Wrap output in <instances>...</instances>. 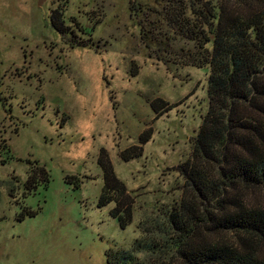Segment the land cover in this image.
<instances>
[{"label":"rangeland","instance_id":"obj_1","mask_svg":"<svg viewBox=\"0 0 264 264\" xmlns=\"http://www.w3.org/2000/svg\"><path fill=\"white\" fill-rule=\"evenodd\" d=\"M207 1L0 0V264H106L135 241L162 247L135 253L143 264H182L163 244L177 237L169 213L191 198L180 171L209 69L190 66L181 30L202 25L194 10ZM138 146L141 157L122 159ZM103 156L126 189L124 229L114 204L98 203Z\"/></svg>","mask_w":264,"mask_h":264},{"label":"trees","instance_id":"obj_2","mask_svg":"<svg viewBox=\"0 0 264 264\" xmlns=\"http://www.w3.org/2000/svg\"><path fill=\"white\" fill-rule=\"evenodd\" d=\"M194 13L202 25L182 23L181 31L194 43L190 66L209 69L208 109L191 159L180 171L191 198L185 195L179 210L169 213L168 225L177 237L166 239L163 248L176 251L182 264H264V204L246 195H264V0L207 1ZM56 20L53 16L54 28L64 33ZM160 107L153 103V112L159 114ZM149 140L148 131L140 145ZM121 157L139 158L141 147ZM99 166V206L113 203L111 215L124 229L131 222L126 189L104 156ZM158 249L156 242L135 241L131 251L107 253L106 264H143L135 253Z\"/></svg>","mask_w":264,"mask_h":264}]
</instances>
